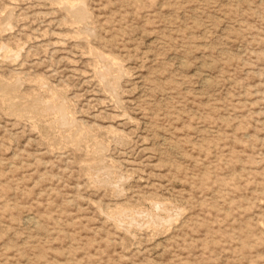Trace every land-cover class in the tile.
I'll return each mask as SVG.
<instances>
[{"label":"rangeland","instance_id":"374dc122","mask_svg":"<svg viewBox=\"0 0 264 264\" xmlns=\"http://www.w3.org/2000/svg\"><path fill=\"white\" fill-rule=\"evenodd\" d=\"M80 1L0 0V264H264V0Z\"/></svg>","mask_w":264,"mask_h":264},{"label":"bare ground","instance_id":"6f19581e","mask_svg":"<svg viewBox=\"0 0 264 264\" xmlns=\"http://www.w3.org/2000/svg\"><path fill=\"white\" fill-rule=\"evenodd\" d=\"M79 2H80V5L82 6V3H81V1L79 0ZM79 2H77V3H79ZM76 5V4H75ZM78 6H79V4H77ZM84 5V4H83ZM80 6V7H81ZM82 7H84V6H82ZM78 8V7H77ZM85 8V7H84ZM79 10V9H78ZM83 10H85V9H83ZM70 12L71 13H75V8H70ZM87 12V11H86ZM78 13V12H77ZM82 13V12H81ZM85 14V13H84ZM83 15V14H82ZM82 15H80L81 17H82ZM77 16V15H76ZM85 16V15H84ZM82 19V18H81ZM81 21H83V20H81ZM105 60V59H104ZM108 61V60H107ZM106 61V62H107ZM105 65H106V63H105ZM107 65H109V66H112V63L111 62H108V64ZM108 66V67H109ZM112 69V68H111ZM101 74H103V73H101ZM105 76H106V74H105ZM102 78V77H101ZM104 78V77H103ZM105 78H107V77H105ZM111 78H108V79H106V82L107 83H109V85L111 84L112 86L114 85L113 84V82H112V80H110ZM114 86H116V85H114ZM113 86V87H114ZM4 87H6V86H2L1 85V83H0V89L2 88V89H4ZM112 87V88H113ZM4 90H6V89H4ZM112 90V89H111ZM58 111H59V114H60V122H61V125L62 126H67V127H69V126H72L73 125V121L69 118V115L65 112V110L62 108V107H60L59 109H58ZM103 147V146H102ZM102 149V148H101ZM101 149L100 148H98V150L96 151L97 153H99V152H101ZM97 155V154H96ZM99 155V154H98ZM101 155V154H100ZM156 207V206H155ZM154 207V208H155ZM162 208V207H161ZM160 208L159 207H156V210H159ZM161 210V209H160ZM155 213V212H154ZM154 213H148V214H146V216H145V218H147V220H149L151 223H154L155 225H157V224H159V223H161V221L163 220H165V219H162V218H160V216H159V213H157V214H154ZM143 216V215H142ZM138 217V216H137ZM136 218V217H135ZM133 219V218H132ZM131 219V220H132ZM133 222L135 221V219H133L132 220ZM133 222H131V223H133ZM167 222V221H166ZM148 224V223H147Z\"/></svg>","mask_w":264,"mask_h":264}]
</instances>
